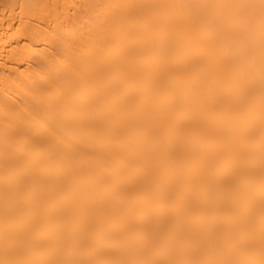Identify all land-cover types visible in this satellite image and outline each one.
I'll list each match as a JSON object with an SVG mask.
<instances>
[{"label": "bare ground", "instance_id": "1", "mask_svg": "<svg viewBox=\"0 0 264 264\" xmlns=\"http://www.w3.org/2000/svg\"><path fill=\"white\" fill-rule=\"evenodd\" d=\"M0 264H264V0H0Z\"/></svg>", "mask_w": 264, "mask_h": 264}]
</instances>
